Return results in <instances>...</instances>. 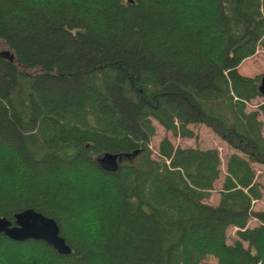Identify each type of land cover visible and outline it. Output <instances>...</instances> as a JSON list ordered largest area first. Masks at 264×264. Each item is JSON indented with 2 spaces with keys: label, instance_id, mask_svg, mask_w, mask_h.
Returning a JSON list of instances; mask_svg holds the SVG:
<instances>
[{
  "label": "trees",
  "instance_id": "obj_1",
  "mask_svg": "<svg viewBox=\"0 0 264 264\" xmlns=\"http://www.w3.org/2000/svg\"><path fill=\"white\" fill-rule=\"evenodd\" d=\"M0 40V217L32 208L69 247L0 234V264H264V138L246 110L262 74L237 71L264 49V0H0ZM151 120L179 138L201 123L242 155L215 205L217 151L164 136L154 159Z\"/></svg>",
  "mask_w": 264,
  "mask_h": 264
},
{
  "label": "rangeland",
  "instance_id": "obj_2",
  "mask_svg": "<svg viewBox=\"0 0 264 264\" xmlns=\"http://www.w3.org/2000/svg\"><path fill=\"white\" fill-rule=\"evenodd\" d=\"M6 50L4 42L0 40V51ZM242 75L255 76L264 73V49L258 48L253 55L249 58H245L242 64L239 66V70ZM244 73V74H243ZM264 96H258L246 103V110H257L258 119L264 123ZM154 125V134L151 135L147 141L148 148L150 150L151 157L158 159L157 145L162 137H167L173 146H191L198 147L200 149L214 148L220 159V175L213 184V188L209 192V197L205 199V202L211 205H215L219 198V190L225 175L224 164L226 158L231 153H236L242 156L237 150L231 148L224 141H222L217 135H215L208 127L201 123L190 125V129L193 132V136L190 138H179L170 136L169 132L165 131L156 121L151 120ZM262 124V122H261ZM262 134V128H261ZM262 136H264V131ZM264 138V137H263ZM253 170V180L261 185V198L253 201L252 210L264 211V165L259 163H253L251 165ZM246 226L252 227L256 225L254 219H249ZM235 227H228L226 229V242L231 243L235 239ZM199 264H215V259L212 256H206Z\"/></svg>",
  "mask_w": 264,
  "mask_h": 264
},
{
  "label": "water",
  "instance_id": "obj_3",
  "mask_svg": "<svg viewBox=\"0 0 264 264\" xmlns=\"http://www.w3.org/2000/svg\"><path fill=\"white\" fill-rule=\"evenodd\" d=\"M0 56L11 59L7 51H0ZM258 93L264 96V74L259 78ZM120 156L117 153L105 152L100 155L96 163L104 171H115ZM0 234L14 241L26 239L41 240L51 246L58 254H66L69 247L59 235V229L54 219L44 216L32 208L23 209L13 215V221L0 217Z\"/></svg>",
  "mask_w": 264,
  "mask_h": 264
},
{
  "label": "crops",
  "instance_id": "obj_4",
  "mask_svg": "<svg viewBox=\"0 0 264 264\" xmlns=\"http://www.w3.org/2000/svg\"><path fill=\"white\" fill-rule=\"evenodd\" d=\"M249 58V57H248ZM244 61V59L239 63V65L237 66V70H239V66L242 64V62ZM239 73H242L241 72V70L240 71H238ZM244 74V73H243ZM248 76V75H247ZM263 111H264V108H263ZM262 122V134H263V131H264V123H263V121H261ZM264 137V136H263ZM251 219H254V218H251ZM249 220V219H248ZM255 220V219H254ZM256 221V220H255ZM248 223L250 222V221H247ZM247 224V223H246Z\"/></svg>",
  "mask_w": 264,
  "mask_h": 264
}]
</instances>
